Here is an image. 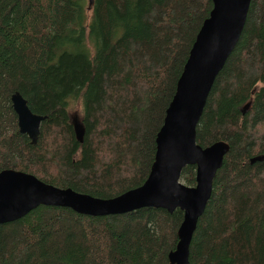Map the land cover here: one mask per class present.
Wrapping results in <instances>:
<instances>
[{"label": "trees", "instance_id": "trees-1", "mask_svg": "<svg viewBox=\"0 0 264 264\" xmlns=\"http://www.w3.org/2000/svg\"><path fill=\"white\" fill-rule=\"evenodd\" d=\"M211 0H0V170L96 197L139 185L154 136ZM259 83V84H258ZM17 91L45 115L18 131ZM249 102L241 113V106ZM83 127L76 140L69 108ZM229 147L190 243V264H264V0H250L195 141ZM180 181L194 184V166ZM182 212L88 215L39 205L0 223V264H165Z\"/></svg>", "mask_w": 264, "mask_h": 264}, {"label": "water", "instance_id": "water-1", "mask_svg": "<svg viewBox=\"0 0 264 264\" xmlns=\"http://www.w3.org/2000/svg\"><path fill=\"white\" fill-rule=\"evenodd\" d=\"M250 0H211L188 49L173 93L164 109L154 136V154L143 181L111 197H96L69 187L43 182L33 174L4 168L0 170V223L13 221L39 205L68 207L88 215L129 212L142 207L182 212L175 232V244L165 264H190L189 243L211 193V183L220 167L228 143L215 140L206 146L195 141V126L212 82L233 49L242 30ZM88 5L92 0H87ZM16 125L30 143L36 141L45 115L32 113L26 100L14 91L9 97ZM249 102L240 108L247 109ZM76 140H82L83 127L71 116ZM264 156L250 158V162ZM185 165L194 166V184L180 181Z\"/></svg>", "mask_w": 264, "mask_h": 264}, {"label": "rangeland", "instance_id": "rangeland-1", "mask_svg": "<svg viewBox=\"0 0 264 264\" xmlns=\"http://www.w3.org/2000/svg\"><path fill=\"white\" fill-rule=\"evenodd\" d=\"M259 84V83H258ZM69 112H70V115L73 116L74 112H75V109L74 108H71V105H70V108H69Z\"/></svg>", "mask_w": 264, "mask_h": 264}]
</instances>
